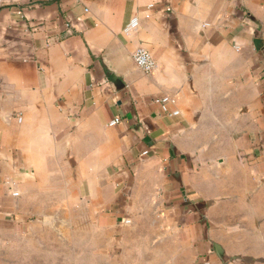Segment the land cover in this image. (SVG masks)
Returning a JSON list of instances; mask_svg holds the SVG:
<instances>
[{
	"label": "crops",
	"instance_id": "0c3cea01",
	"mask_svg": "<svg viewBox=\"0 0 264 264\" xmlns=\"http://www.w3.org/2000/svg\"><path fill=\"white\" fill-rule=\"evenodd\" d=\"M53 238L264 264V0H0V264Z\"/></svg>",
	"mask_w": 264,
	"mask_h": 264
},
{
	"label": "rangeland",
	"instance_id": "374dc122",
	"mask_svg": "<svg viewBox=\"0 0 264 264\" xmlns=\"http://www.w3.org/2000/svg\"><path fill=\"white\" fill-rule=\"evenodd\" d=\"M53 240L54 238L51 241L39 244L40 247L38 244H34V248L29 249L31 264H126L127 260L132 257L125 256L126 252L123 253L120 251L121 247L114 245L108 246V251L104 253L106 259L103 257L95 260L91 258L90 253L85 249L84 243H77V247L74 249L70 248L68 243L66 244L64 241ZM4 251H2L3 256ZM145 256H147V253ZM132 260L136 261L135 264H145L147 262L138 261L134 258ZM169 261L173 260L170 259Z\"/></svg>",
	"mask_w": 264,
	"mask_h": 264
},
{
	"label": "built area",
	"instance_id": "2783aa9c",
	"mask_svg": "<svg viewBox=\"0 0 264 264\" xmlns=\"http://www.w3.org/2000/svg\"><path fill=\"white\" fill-rule=\"evenodd\" d=\"M134 24L131 23L128 28H134ZM66 27L70 29V25L66 24ZM133 61L135 65L144 73H151L155 68V63L146 48L140 46L136 48L133 53ZM156 102L160 105L161 109L166 112V104L169 102L168 98H162L160 100H156ZM119 122V119H115L111 122V125H116ZM147 154L146 152L143 153Z\"/></svg>",
	"mask_w": 264,
	"mask_h": 264
}]
</instances>
